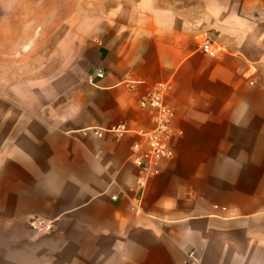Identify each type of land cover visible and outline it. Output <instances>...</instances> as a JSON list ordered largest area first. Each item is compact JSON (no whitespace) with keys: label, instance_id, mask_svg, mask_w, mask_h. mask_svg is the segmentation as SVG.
<instances>
[{"label":"crops","instance_id":"0c3cea01","mask_svg":"<svg viewBox=\"0 0 264 264\" xmlns=\"http://www.w3.org/2000/svg\"><path fill=\"white\" fill-rule=\"evenodd\" d=\"M6 2L0 264H264V0H96L59 21L88 51L76 82L70 57L40 75L37 31L2 33L42 3ZM159 84L174 155L151 173L134 130L151 129L139 102Z\"/></svg>","mask_w":264,"mask_h":264},{"label":"rangeland","instance_id":"374dc122","mask_svg":"<svg viewBox=\"0 0 264 264\" xmlns=\"http://www.w3.org/2000/svg\"><path fill=\"white\" fill-rule=\"evenodd\" d=\"M5 1V0H2ZM9 10L12 9V14L16 15V11L19 13L17 9L11 8L10 4H12L14 0H6ZM40 3V7L37 9H33L34 20L30 23H18L16 21H10L4 25H2V33L6 34H14L20 32H25L27 29H33L38 32V41L37 46L40 49L38 64L40 67V75L47 74L46 68H42L43 65L50 64L51 67L54 68L55 73L57 74L58 68L62 67L63 62L65 64L68 63V59L70 57L71 64V80L77 81L81 77V69L84 66L85 62L88 59V51L87 49L80 47L79 43L81 39H78L76 34H69L66 39L62 40V35L64 33L65 28L68 26L66 24H62L59 21L66 17L67 15L72 16H94L96 13V9L94 6H89L90 4H94L96 0H38ZM54 1L55 7L51 8L50 5ZM86 2V3H83ZM81 3V4H80ZM89 7L84 8L85 5ZM81 5V7H80ZM3 10V9H2ZM11 12V11H10ZM20 14V13H19ZM77 28L82 29V31H89L90 24L82 23L75 25ZM30 27V28H29ZM73 28L74 25L71 24ZM77 31V30H76ZM50 49V54L47 55L46 49ZM54 50H51L53 49ZM65 53L69 55L65 56L63 59V54ZM27 62H30V59L27 58ZM26 62V63H27ZM52 69V68H50ZM49 69V72H50Z\"/></svg>","mask_w":264,"mask_h":264},{"label":"built area","instance_id":"2783aa9c","mask_svg":"<svg viewBox=\"0 0 264 264\" xmlns=\"http://www.w3.org/2000/svg\"><path fill=\"white\" fill-rule=\"evenodd\" d=\"M202 49L209 52V45L203 44ZM103 76V70L97 69L94 75L89 76V81L93 82L95 78ZM165 92L166 86L159 84L140 100V107L152 113L153 125L149 130H134L140 138V141L133 145L134 162L151 173L157 171L156 166L160 159L171 158L174 155L170 145L173 136L174 112L165 101ZM112 130L122 135L130 129L124 124H120ZM96 133L101 135L100 131H96ZM28 225L32 230L40 233H49L54 230L53 220L42 216H31L28 219Z\"/></svg>","mask_w":264,"mask_h":264}]
</instances>
